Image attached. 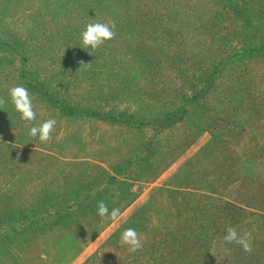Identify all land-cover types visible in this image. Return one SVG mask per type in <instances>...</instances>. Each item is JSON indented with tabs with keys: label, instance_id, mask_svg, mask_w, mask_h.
<instances>
[{
	"label": "rangeland",
	"instance_id": "1",
	"mask_svg": "<svg viewBox=\"0 0 264 264\" xmlns=\"http://www.w3.org/2000/svg\"><path fill=\"white\" fill-rule=\"evenodd\" d=\"M82 1L61 0L58 6L56 0H0V38L13 35L9 39L15 41L16 35L28 40L29 47L26 68L18 59L0 56V71L11 77L2 78L0 84L24 86L19 76L27 69L41 77L47 95L59 93L68 102L103 112L117 111L119 106L148 113L149 88L170 86L173 93H179L180 88L205 86L206 77L215 78V88L201 103L207 107L205 119L219 115L223 108L219 118L224 122L213 124L220 140L214 143V152H207L212 148V133L206 129L198 136L189 119L157 133L151 127L126 129L93 118L68 119L41 100L46 97L43 90L42 94L29 91L37 112L34 123L57 120L51 138L42 143L44 148L52 146L49 152L55 153L47 159L42 154L47 150L31 154L15 144L1 152L13 153L14 170H0V192L9 193L8 180L16 175H21L25 188L17 201L14 198V205L22 203V197L30 202V192H39L56 178L59 174L54 171L59 166L63 167L60 171L76 175L87 171H78L81 168L75 169L71 163L89 161L110 169L123 164V158L139 148L150 146V138L152 149L139 157L153 161V166L142 170L139 158L135 160L130 179L136 181L133 192L137 199L115 222L103 223L107 226L93 242L77 245L66 238L63 248L51 242L30 245L24 253L17 252L18 264H264V51L253 59L238 55L239 49L249 47L244 37L253 35V45H257L258 33L247 25L244 31L239 15L222 12L218 0H125L119 6L115 4L118 0H104L101 11L96 0ZM246 1L262 7L257 15L264 12V0ZM106 3L110 9L104 8ZM124 5L128 7L117 8ZM215 14L222 17L218 25ZM139 18H144L143 23L136 20ZM94 22H114L116 35L90 55L79 48L80 34ZM256 23L251 20L252 27ZM127 29L135 31L133 38L127 37ZM261 34L264 38V30ZM136 41L143 48L142 56L135 55ZM72 49L79 52L72 55ZM93 58L100 61L93 64ZM148 62H156L160 70L147 72L144 66ZM221 62L224 64L218 68ZM109 67L117 71L110 76L114 94L104 88ZM214 69H219L216 74ZM161 92L153 98H162ZM194 117L198 121L200 112L196 110ZM234 119V124H227ZM17 134L16 129L10 139L17 141ZM213 179L220 183L214 184ZM207 188L216 194L211 195ZM128 227H135L143 237V247L134 253L120 242V234ZM228 227L250 234L251 252L223 241ZM4 229L10 231L11 225ZM0 240L6 243L8 239ZM5 249L9 251L1 248L0 264L8 260L3 256ZM54 256L59 262L53 261Z\"/></svg>",
	"mask_w": 264,
	"mask_h": 264
},
{
	"label": "trees",
	"instance_id": "2",
	"mask_svg": "<svg viewBox=\"0 0 264 264\" xmlns=\"http://www.w3.org/2000/svg\"><path fill=\"white\" fill-rule=\"evenodd\" d=\"M56 1L59 6L61 0ZM77 1L79 0H75V2ZM82 2H85V0ZM96 2L98 4V10L101 11L100 7L103 6L102 3H104V0H96ZM122 2L126 3L125 0H118L115 4L119 6ZM218 4L222 7V12H226V14L230 15L234 13L239 15V21L241 25H243L244 31L246 30L247 25L252 33H258L259 41L257 45H253V35H247L244 38L249 40V47L239 49V54H237L249 59L260 56L264 51V38L261 34V30H264V12L261 11V15H257L256 11L259 12L262 7L255 8V5L250 6L249 4L251 3L246 0H218ZM246 5H249L250 7ZM127 7L128 5H124V7L120 6L117 8L123 9ZM73 8H75L74 4L71 9ZM104 8L110 9V3H106ZM220 18L222 17H219L216 14L214 15L213 19L216 24L222 22V19L220 20ZM136 20L139 23H143L144 18ZM251 20L257 21L254 27L251 26ZM146 21L147 19H145V22ZM157 31L158 29H155V32ZM133 32H135L133 29H127V37L133 38ZM11 36L13 35H6L5 37L0 38V56H8L15 60L18 59L22 62L24 68H26L29 61L28 40L23 41L15 35V41H12L9 39ZM136 43L137 48L135 49V55L142 56L143 48L140 47L138 41H136ZM74 52L78 53L79 50L72 49L69 51L72 55ZM99 61L100 59L97 58L92 59L93 64L98 63ZM223 64L224 62L219 63L218 68ZM109 68L111 72L107 75V83L104 87L107 89H110V76L115 75L117 72L116 69ZM144 69L148 70L147 72L149 73H155V71L160 70V65L156 62H148L145 64ZM218 70L219 69H214L213 74H216ZM199 73L202 74V71ZM19 77L22 81L24 80L23 84L29 91H33L37 94H42V90L45 94L49 92L46 91V85L40 80L41 77H37V73H31V71H27L26 69L20 71ZM2 78L7 80L11 79L10 74L0 71V81ZM206 79L207 82L205 83V86L193 85L194 87L191 88H180L179 93H173V87L170 86L168 88H165V86L161 88L156 86L149 88L152 92V97L150 98V101H148V103H150V105L147 106V108L149 107L148 113H141V111L133 112L125 108L121 109L119 106L117 107V111L113 108L107 112H103L98 109V107H92L91 105L84 106L68 102L67 100L62 99L59 93L46 94L45 98H40L41 100H46L50 109L61 117L68 119L78 117L93 118L106 123L108 122L109 125H124L123 127L127 126L125 127L126 129H131V127H138L139 129L151 127L155 129L157 133V131L172 129L180 121L189 119V121L192 120L196 127V134L198 136L203 135L206 133V129H209L210 133H212L209 145L212 148H209L207 152H214V143L218 142L220 139L217 136L219 133L216 131L214 132L213 124H215V122L216 124L221 121L224 122L223 119L219 118V116L223 114V108H220L219 115H213V117L205 119L204 114L207 111V107L201 102H204L206 97L215 88L216 81L215 78L209 80V77H206ZM7 84L8 83L3 85L0 84V170H14V160H11L10 158L13 156V153H11L12 156L4 154L5 152L1 153L4 149L13 147L11 144L23 146L25 147V151L31 154L42 153L40 151L47 150L48 153L42 154H44L45 158L52 159L48 156L51 153H55L49 152L53 151L52 146L49 145L47 148H44L42 143H38V141H34L28 136V128L31 125L26 126L14 111L8 98L10 86ZM4 85H7L6 88H4ZM125 87L128 88V85ZM133 89L135 90L134 87H132V90ZM160 91H162L160 94L162 98H153L157 96ZM109 92L114 94V89H110ZM139 92L145 93V91H141L140 89ZM147 99H149V97ZM206 105L210 109V106L208 104ZM216 108L217 106L214 110ZM196 110L200 112L198 121L194 117ZM228 114L229 112L227 110V115ZM230 122L231 123L227 122V124H234L236 120L234 119ZM16 129L18 130L17 137L19 138L17 141L10 139L11 136H13L11 135L12 132ZM225 133L227 134V130ZM148 141L150 146L145 145L144 147L139 148L132 153V157L130 155L128 158L124 157L123 164L114 166L110 169H106L100 164L95 165V163L89 161L71 163L72 167H75V169L81 168L78 171H87L84 174L76 175L71 171H60V168L63 167L59 166L57 171H54V173L59 174L54 178L56 180L53 179L46 183V186L39 192H30V202L29 200L22 199V197V203L13 204L14 198L15 201H17V199H19V196L17 195L23 193L25 188L24 185L20 183L21 175H16L15 178L10 177L8 180V188H10L9 193L3 194V192H0V227L3 228H0V239H8L6 243L3 240H0V250L5 247L9 249L8 252H6L7 249H5L4 255L2 253V255L8 259L6 262L3 260V263L11 264L10 261H12V264H18L20 259H17V252L24 253L30 245L34 244L51 242L55 247H59V244L61 247L62 241L66 238H70V240H73L77 245L93 242L99 234H101L103 228L107 226H103V223L110 224L111 222V220L102 221L101 218L96 215L97 204L99 201H104L108 205L110 211L113 208H118L121 214L124 209L128 208L137 199V194L133 192V183L136 181L130 179L134 174L132 166L137 164V161L135 160L139 158L138 165L142 167V170L152 168L153 161H150L149 163L148 161H144V158L139 157L141 152L146 153L152 149L151 146L153 144V139L150 138ZM55 158L56 157H53V159ZM60 163L64 165V163ZM66 165L68 164L65 163V166ZM84 165L85 167L83 169L82 166ZM213 183L218 184L220 183V180L213 179ZM207 189H210L211 195L216 194L214 193L216 192L214 189ZM177 194L182 195V193L179 192ZM95 218L97 221H95ZM100 223L101 227H99ZM10 225V231L4 229ZM13 226H15V228H13ZM80 252V249L77 250L69 259V262L76 258ZM58 256H54V262H59ZM61 258L62 257L60 256V260ZM24 264L27 263L25 262Z\"/></svg>",
	"mask_w": 264,
	"mask_h": 264
},
{
	"label": "clouds",
	"instance_id": "3",
	"mask_svg": "<svg viewBox=\"0 0 264 264\" xmlns=\"http://www.w3.org/2000/svg\"><path fill=\"white\" fill-rule=\"evenodd\" d=\"M116 25L115 23H88L85 29L80 34L81 49L89 52L90 55L96 52L107 41L114 39ZM8 98L14 109L18 114L19 119L25 125H31L28 128V136L40 143H45L51 138L54 132L57 120L49 118L42 123H34L37 118V112L34 110L33 98L29 90L23 85H17L10 88ZM96 215L102 221L111 220L115 222L120 216V210L113 208L109 210L108 205L104 201H99L97 204ZM223 241L227 244H236L245 252L252 251L250 243V234L241 233L236 227H228L223 236ZM120 242L130 252H136L143 247V237L135 227L125 228L120 234Z\"/></svg>",
	"mask_w": 264,
	"mask_h": 264
}]
</instances>
